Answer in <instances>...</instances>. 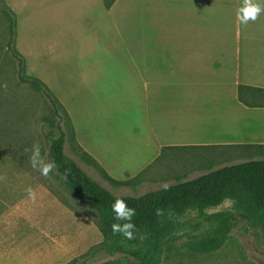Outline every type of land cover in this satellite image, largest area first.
<instances>
[{
	"label": "crops",
	"instance_id": "0c3cea01",
	"mask_svg": "<svg viewBox=\"0 0 264 264\" xmlns=\"http://www.w3.org/2000/svg\"><path fill=\"white\" fill-rule=\"evenodd\" d=\"M254 2L262 11L256 21L247 24L237 18L243 0H138L136 17L129 10L131 0H117L109 9L104 0H9V7L17 18L16 48L25 57L27 70L31 62L27 57L33 52L38 56L111 57L104 65H75L82 82L75 90L81 89L80 94L84 95L92 76L97 85L90 81V88L97 89L94 92L101 97L99 104L104 101L103 95H111L119 87L125 89L122 96L137 97L138 147L133 144L131 151L135 152L128 158L130 162L139 161V170L127 175L131 180L160 160L165 150L170 153L217 147L234 152L244 162L264 160V0ZM131 20H137L132 33L143 41L142 47H89L91 37L96 40L110 36L114 40V29L120 35L124 30L129 33ZM164 40L251 42L247 48H236L233 53H219V65L232 64L233 69L219 71L216 80H211L209 74L198 80L194 78L192 59L197 51L165 52L160 46H146L147 41ZM208 53L202 50L198 54ZM131 56L136 59H130ZM178 56L182 57L180 63ZM71 120L77 144L112 176L109 167L114 164L108 166L106 161L111 159L109 152L113 148H121L114 145L122 143L120 132L111 129L116 124H95L102 139L96 146L92 144L93 132L90 142H86ZM34 228L16 222L0 224V264L71 262L66 259L67 247L59 241L58 245L46 241L53 236L35 242ZM45 228L44 232L56 231L54 225ZM73 228L81 230L79 225ZM96 236L100 244L103 236ZM78 245H73L72 250H78Z\"/></svg>",
	"mask_w": 264,
	"mask_h": 264
},
{
	"label": "rangeland",
	"instance_id": "374dc122",
	"mask_svg": "<svg viewBox=\"0 0 264 264\" xmlns=\"http://www.w3.org/2000/svg\"><path fill=\"white\" fill-rule=\"evenodd\" d=\"M14 1L16 0H12ZM131 2L133 4H129V10L131 13L135 12L132 17H136L140 2L138 3V0H131ZM5 11L11 12L9 0H0V85L7 83L6 92L0 87V176L6 177L0 180V224L16 222L20 226L33 225L35 242L48 239V235H51L53 238L46 241H53L54 245H58L56 241H59L60 245L67 247L66 259L67 262L71 261L67 264H80L83 256L99 245L95 235L102 236L99 230L100 216L83 196L67 187L56 169L45 177L29 162L31 153L26 152L25 149H31L33 144H39L41 156L51 161L50 141L47 137L51 128L47 121H53L55 116L49 102L41 94L19 82L18 62L8 48L10 23L4 14ZM135 21L137 20L130 21L129 33L124 30L120 35L114 29V40L110 36L96 40L91 37L93 40H89L92 41L89 47L101 48L100 50L110 47L111 44L119 50L136 49L139 44L142 47L143 41H139L136 34L132 33L136 31L133 28ZM122 23L120 21L119 25ZM82 27L85 26L82 25ZM250 42L164 40L147 41L146 46L151 48L160 46L165 52L185 49L197 51L192 57L195 64L194 78L201 80L209 74L211 80H216L219 71L233 69L232 64L226 63L222 67L219 65L222 64L219 53H233L236 48H247ZM202 50L204 53L208 50L209 53L198 54ZM99 53L101 55V52ZM27 58L31 59L30 68L26 69L27 75L40 79L48 86L61 101L70 118L72 117L71 119L75 121L86 142H90L91 132L94 134L93 145L98 146L97 144L102 140L101 133L95 124L105 121L116 124L115 128L111 127V129L121 134L122 143L114 145L121 147H117L120 152H117V148H113L109 152L111 159L108 158L106 162L108 166L114 164L109 167L114 180H130L127 179V175L139 170V161L130 162L128 158L131 152H135L131 151L134 145L138 147L136 144L137 97L127 94L122 96V91L125 89L119 87L115 88L111 95L110 92L103 95L104 101L99 104L97 100L101 97L94 92L97 89L90 88L91 82L97 85L92 76L89 77L90 86L85 87L84 95L80 94L81 89L75 90L82 85L80 71L75 65L87 64L88 67L96 63L104 65L111 57L105 55L95 57L93 54L90 57L38 56L33 52ZM125 58L121 57V59ZM129 58L136 59V56ZM177 58L179 63L182 62L181 56ZM131 90L137 91V88ZM128 100L131 104L125 103ZM65 124L67 125V121L63 125ZM68 135L73 137L72 132ZM66 154L76 161L93 180L116 196H142L163 188L166 182L172 185L178 180H192L228 165L244 162L235 156L234 152H225L217 147L177 150L170 153L165 150L160 160L139 175L136 187L115 189L97 171L82 162L79 148L73 139L66 145ZM95 155L98 156V154ZM138 160L141 158L138 157ZM114 161L117 164L112 163ZM107 174L110 175L108 171ZM29 186L37 191L35 203L28 198L26 189ZM230 210H232V203L226 201L222 206L210 209L207 213ZM195 217L196 215H191L188 219L191 222ZM51 225L56 227L54 228L56 231L44 232L45 226ZM77 225L81 226V230H74L73 227ZM189 231L190 227H186L179 233L181 239L176 245L180 249L179 254H174V257L169 260L164 259L162 264H264V230L251 225L242 216H237L236 226L227 244L210 255H198L183 249L187 240L184 236ZM78 242H80L79 245ZM73 245L80 247L73 251ZM73 252H76V255ZM108 260L110 258L101 256L90 261L89 264H101Z\"/></svg>",
	"mask_w": 264,
	"mask_h": 264
},
{
	"label": "trees",
	"instance_id": "16d2710c",
	"mask_svg": "<svg viewBox=\"0 0 264 264\" xmlns=\"http://www.w3.org/2000/svg\"><path fill=\"white\" fill-rule=\"evenodd\" d=\"M116 1L104 0L108 9ZM4 14L10 23L8 48L18 62L19 82L41 94L55 116L53 121H47L51 128L47 136L50 159L55 162V169L67 187L83 196L100 216L99 230L103 241L84 255L80 264H89L101 256L110 258L101 264H162L164 259L179 254L180 249L176 247L181 239L179 233L186 227H190V231L184 236L187 240L183 249L198 255H210L221 250L230 240L237 216L264 230V160L226 166L192 180H178L167 190L160 188L142 196H116L93 180L66 154V145L71 139L79 148L82 162L97 171L113 188L136 187L139 176L129 181L114 180L77 144L72 120L61 101L44 82L26 73L25 58L16 48V15L12 11ZM66 121L67 125H63ZM69 132L73 133L72 138ZM117 197L136 211L131 221L136 225L133 239L112 232L113 223L125 222L117 221L112 211ZM226 201L232 203V210L207 213ZM191 215L196 217L190 222L188 217Z\"/></svg>",
	"mask_w": 264,
	"mask_h": 264
},
{
	"label": "clouds",
	"instance_id": "9594fccd",
	"mask_svg": "<svg viewBox=\"0 0 264 264\" xmlns=\"http://www.w3.org/2000/svg\"><path fill=\"white\" fill-rule=\"evenodd\" d=\"M262 9L259 4L254 0H243V6L239 9L237 18L242 24H247L249 21H256ZM5 92L7 91V83L0 85ZM26 152H30L29 162L31 166L40 171L41 175L48 177L49 173L55 168L54 161H48L41 156V149L39 144H33L31 149H25ZM6 179V177L0 176V180ZM168 183H164L163 188L167 190ZM28 198L35 203L37 200V191L29 186L26 189ZM112 211L115 213V219L117 221H125L121 223H113L111 225L113 234H121L126 239L134 238V230L136 225L132 223L133 217L136 215L134 208H130L124 199L117 197L112 204Z\"/></svg>",
	"mask_w": 264,
	"mask_h": 264
}]
</instances>
